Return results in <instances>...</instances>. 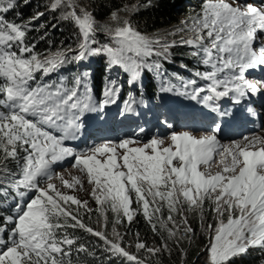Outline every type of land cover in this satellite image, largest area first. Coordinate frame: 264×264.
Listing matches in <instances>:
<instances>
[{
    "label": "snow or ice",
    "instance_id": "6c2138e0",
    "mask_svg": "<svg viewBox=\"0 0 264 264\" xmlns=\"http://www.w3.org/2000/svg\"><path fill=\"white\" fill-rule=\"evenodd\" d=\"M62 4L70 9L66 18L75 20L84 38L75 56L77 60L105 52L112 64H124L127 68V60L139 67L126 54L149 55L154 51L153 44L162 43L141 35L125 19L115 28L104 26L118 47L92 48L95 27L91 14L84 9L78 14L75 0H54L52 8ZM15 6V0H0V97H3L0 108L6 109L0 110V173L3 174L0 178L15 190L21 203L11 215L0 217V264H73L72 250L78 238L71 236L68 228H79L98 237L104 242L105 252L124 257L130 264H148L147 259L140 258V251L152 256L170 252L161 233L166 231L168 239H172L181 226L185 236L192 233L185 213L199 211L203 221L206 202L216 220L215 227L206 225L210 264H231L233 257L246 254L250 247L264 248V138L245 137L243 143L223 145L217 137L220 127L216 125L211 134L199 138L185 131L172 133L167 140L157 134L142 142L141 134L145 130L140 129L131 137L104 142L87 153L76 154L62 146V137L57 138L47 129L71 132L78 127L83 112L95 109L96 106L85 101L86 93L81 92L82 87L87 90V84L83 76H78L72 88L66 87L62 80L31 86L37 72L47 76L56 71L66 62L67 53L57 51L42 56L35 52L34 44H25V29L31 20L20 24L3 15ZM136 7L133 5L132 9ZM123 10L131 9L125 6ZM202 12L187 29L191 37L182 39L181 43L194 47V56L202 53L203 63L214 69L196 73L211 83L207 89L193 87L192 94L196 98L202 91L210 92L204 101L213 111H218L212 104L214 100L234 94L232 99L240 103L248 92L258 93L256 85L246 80L244 73L248 68L264 65V46L253 47L258 32H264V4L257 7L241 5L239 0H205ZM42 15L38 12L32 19ZM112 19L119 22L120 17L113 12ZM219 65L236 68L238 74L233 72L219 79L215 71ZM187 88L186 84V91ZM134 143L142 146H130ZM70 156L74 157L73 167L85 173L92 185L90 194L100 206L97 211L101 215L108 206L117 214L116 223H120L121 213L131 221L142 210L153 232L161 234L162 245L150 248L137 240V252L133 254L122 246L123 237L115 228L113 239H109L103 231L84 223L80 209L91 213L88 202L61 191L51 182V165ZM9 159L16 161L18 172L7 167ZM45 178L48 183L42 187L41 180ZM58 178L65 188H75L81 183L77 177L71 181L63 176ZM28 192L36 195L25 201ZM133 201L137 204L135 210L131 208ZM164 208L168 212L166 219L162 217ZM153 221L159 224V231ZM201 226L205 228L203 223ZM75 250L95 255L83 244Z\"/></svg>",
    "mask_w": 264,
    "mask_h": 264
},
{
    "label": "trees",
    "instance_id": "16d2710c",
    "mask_svg": "<svg viewBox=\"0 0 264 264\" xmlns=\"http://www.w3.org/2000/svg\"><path fill=\"white\" fill-rule=\"evenodd\" d=\"M53 2L54 0H15L16 6L3 14L7 20L20 24H27L31 20V24L25 29L24 42L29 45L34 44L35 52L42 56L57 51L67 53L66 62L56 71L47 76H44L42 72H37L35 81L31 82L34 83L33 87L36 86L37 82L59 83L62 80L66 87L72 88L75 86L76 78L83 76L87 90L82 87L81 92L86 93L87 96L99 97L100 100L112 96L116 98L115 100L134 99L154 103L159 100L160 96H164L167 87L175 86L180 89L184 79H192L197 72L203 71L207 66L203 63L202 53L194 56L192 53L196 50H186L185 47L176 52L175 57L178 59L176 63L159 60L153 62V55L156 53L162 55L164 49L152 47L154 49L152 54L145 55L146 62L151 64L141 75L140 80H134L130 75L131 71L122 64L110 63V58L105 52V59L99 53L77 60L75 56L79 50V45L83 42V35L74 19L66 18L68 7L62 4L53 9ZM75 3L78 14L80 9L91 14L95 25L93 40L102 46H108L109 43H104L102 39L104 35L98 31L99 29L104 31L105 25L109 26L110 21L113 20L112 13L116 12L120 17L119 21L130 17L128 21H130L131 27L141 35H145L153 41L165 39L167 41L166 47L170 45L168 41L170 30L178 23L179 15H193L195 17L202 4L199 0H75ZM133 5H138V7L132 9ZM125 6L131 10L124 11ZM38 12L43 13V15L39 19H32ZM91 47L94 48L93 44ZM130 55L136 59L139 57L133 53H129ZM130 80L134 81L132 86ZM168 80H173V82H168ZM106 93H110V95ZM23 155L21 152L20 156ZM7 167L12 171H19L14 160L9 159ZM2 175L0 173V177ZM12 194L13 189L7 185L6 180L0 178V217L11 215L12 209H5L4 201ZM105 216L107 218L106 225L111 224L110 227L112 228L130 229L134 233L147 230V225L144 223L140 211L129 222L121 214V222L116 223L117 214L109 210L106 211ZM67 231L71 236L78 238L76 247L83 244L89 252L95 253L94 256H90L87 253H77L74 250L75 253L72 252L73 264H130L124 257L113 256L105 252L103 250L104 243L98 237L79 228H68ZM161 234L164 237V232ZM153 238L156 239L157 236L153 235ZM167 246L171 250L170 252L162 251L155 256H143L141 254L139 256L142 259H147L148 264H180L181 255L173 251L174 244L167 242ZM250 249L251 247L248 249L247 255L233 257L231 264H264V251L251 252Z\"/></svg>",
    "mask_w": 264,
    "mask_h": 264
},
{
    "label": "rangeland",
    "instance_id": "374dc122",
    "mask_svg": "<svg viewBox=\"0 0 264 264\" xmlns=\"http://www.w3.org/2000/svg\"><path fill=\"white\" fill-rule=\"evenodd\" d=\"M199 1L202 4L200 5V11L196 15H198V14L202 15L203 5L205 4V0H202V1L199 0ZM229 2H232V0H229ZM239 3L241 5L252 4L254 6L259 7L262 4H264V0H239ZM69 11H70V9L68 8V13H69ZM129 18L130 17H127L125 19L128 20ZM193 18H194L193 15H191V16H187L184 14L179 15L178 23L175 24L172 27V29L170 30V35L168 38L169 39L168 41L170 44L169 47H166L167 41L165 39H162L163 41H161L162 42L161 44H153L152 45V47H155L158 49H164L162 55H158V53H156V55H153L154 56L153 62H156V60L157 61L159 60V61H169V62H175L176 63V62H178V59L175 57V54H176V52L181 51V49L183 47H185L186 49L196 50L192 46L181 43L182 39H187V38L191 37V35H192V33L187 31V29L191 28L192 23H193ZM124 20L119 21V22L112 20V21H110L109 26L112 28H115L117 26V23L123 24ZM75 24L77 25L76 22H75ZM98 32L102 33L104 35V36H102V39H103L104 43H109V45H108L109 47L110 46L111 47L118 46L116 41L111 36H109L105 30L102 31L101 29H99ZM143 36H145V35H143ZM81 39H82V36H81ZM91 39L93 40V33L91 35ZM92 44H93L94 48H99L102 46V45L98 44V42H95ZM165 47L167 48V51H165ZM101 55L105 59V53L101 52ZM126 55L129 56V53H127ZM214 55H215V52H214ZM132 59L134 61H136V65H139V67L132 65L131 63H129L126 60V64H128L127 68L131 71L130 75H132L133 79L140 80L141 75L144 73V71H146L149 68V64H151V63L148 64L146 62L145 55L139 56L137 59L136 58H132ZM122 65L125 67L124 64H122ZM134 72H135V75L133 74ZM127 108H130L129 104H128ZM149 112L152 113V110L150 109ZM107 115H109L110 119L112 118V115L109 112V110L107 111ZM140 120L141 121H139L137 123H133L131 125L128 124L129 125L128 129L125 130L124 127L121 128V126H122L121 118H118L117 121L113 125V127H114L113 131H110V134L113 135V137H112L113 138L112 140H114L113 142L120 141L121 140L120 136H122V138H125L124 135L131 137L134 133L138 132V131H135L133 128L135 125H139L140 128H142V126H144V125H147L146 122L143 121L144 119L140 118ZM119 131H121V132H119ZM183 132H185V131H181L180 133H183ZM122 133H124V135H122ZM142 135L143 134H141V138H142ZM167 138H166V140H167ZM130 146H132V147L142 146V144L137 145L136 143H134ZM89 149L90 148H88L84 152H77L76 154L79 155L81 153H87ZM67 158H69V157H67ZM67 158H65V159H67ZM73 164H74V158L67 165H61L59 167H54L53 170L51 169V174L53 176V179L51 182L54 183L57 186V188H59L61 191L65 192L69 195H73V196L77 197L78 199H80L81 201L86 200L88 202V208L92 209V212L88 213L85 209H83V208L80 209V211L83 213V222L86 224H90V226H92L95 230L103 231L108 236L109 239H113V228L110 227L111 224L106 225V221H105V217H106L105 213L107 210L111 211L110 207L105 206V208L102 209L103 215H101V213L97 211V208H99L100 206L97 205L95 199L90 194L91 190H92V185L89 184L87 177H86V174L81 173L79 169L75 170L76 168L73 167ZM213 170H215V166H213ZM60 176H63V178L65 180H69V181H71L73 177H77L80 179L81 183L77 184L75 188H65L63 186L61 180L58 178ZM47 183H48V181H46L45 179L41 180V186L42 187L46 186ZM35 195H36V193H35ZM73 208H75L74 205H73ZM131 208L133 210L137 209V204L135 203V201H133ZM136 214H137V212L133 215V219L136 216ZM140 214H141V217L144 219V223L147 225L146 231H142L141 233H134L130 229L126 230L123 228V229L118 230L117 228H115L116 232L120 233L121 236L123 237V240L121 242L122 246L125 247L130 253H133V254H135L137 252L136 247H135L137 240L145 243L150 248L151 247H159L162 244L160 234H156L155 232H153L152 225L150 223L147 224L148 221L144 217L142 210L140 211ZM167 214H168L167 208H164L162 210V217L164 219H166ZM185 215L187 216L188 224L193 229V232L188 233L185 236V234L182 231L183 226H181V229L178 231V235L172 239H168V234L166 231H164V239L168 243L174 244L173 251L176 252L177 254L181 255L180 264H210L209 253L206 250L208 248V245H209V232L206 230V225L207 224H213V226L215 227L216 220L214 218V214L210 211L209 205L206 202L205 208H204L203 221H201L199 211L186 212ZM89 217H91L90 220H89ZM176 218H177V221H179L180 217L177 216ZM126 220L128 221L127 218H126ZM225 221H226V216H225ZM153 222L157 223L156 221H153ZM202 223L205 225V228H202V226H201ZM168 227H171L170 223H169ZM80 230H82V229H80ZM157 230L159 231V224L158 223H157ZM137 234H138V236H137ZM153 235H156L157 238L156 239L153 238ZM75 248H76V245L73 247V250H72L73 253H75V251H74ZM258 250L264 251V248L251 247V249H250L251 252H255ZM139 254H141L143 256H152V255L146 253L144 250H141ZM157 254H159V253H157ZM247 254L248 253L242 254V255H247ZM239 256H241V255H238L235 257H239ZM190 259H192V261H190Z\"/></svg>",
    "mask_w": 264,
    "mask_h": 264
},
{
    "label": "bare ground",
    "instance_id": "6f19581e",
    "mask_svg": "<svg viewBox=\"0 0 264 264\" xmlns=\"http://www.w3.org/2000/svg\"><path fill=\"white\" fill-rule=\"evenodd\" d=\"M187 50V49H186ZM178 54V53H177ZM181 76V75H180ZM38 78V77H37ZM45 79V78H44ZM38 80V79H37ZM47 80V79H46ZM55 80V79H54ZM48 81V80H47ZM43 82V81H42ZM49 82V81H48ZM31 83V82H30ZM257 147H259V145H257Z\"/></svg>",
    "mask_w": 264,
    "mask_h": 264
}]
</instances>
